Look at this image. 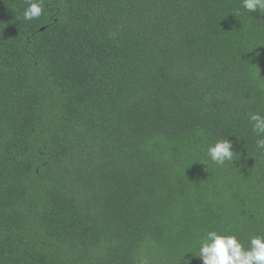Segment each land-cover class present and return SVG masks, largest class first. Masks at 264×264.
Returning <instances> with one entry per match:
<instances>
[{"label":"trees","instance_id":"1","mask_svg":"<svg viewBox=\"0 0 264 264\" xmlns=\"http://www.w3.org/2000/svg\"><path fill=\"white\" fill-rule=\"evenodd\" d=\"M43 3L24 21L0 0V264H201L207 230L264 235V14ZM220 138L225 166L205 154Z\"/></svg>","mask_w":264,"mask_h":264},{"label":"clouds","instance_id":"2","mask_svg":"<svg viewBox=\"0 0 264 264\" xmlns=\"http://www.w3.org/2000/svg\"><path fill=\"white\" fill-rule=\"evenodd\" d=\"M25 5L22 11L24 21L37 20L45 12L43 0H25ZM241 6L247 13L258 11L264 14V0H241ZM249 122L257 137L256 151L264 153V115L251 112ZM236 153L228 138L216 139L205 150L208 160L217 166L232 163ZM195 243V251L186 253L198 258L201 264H264V235L259 233L249 234L248 239L242 241L235 232L211 229L199 236ZM141 264H148L147 259H142Z\"/></svg>","mask_w":264,"mask_h":264}]
</instances>
